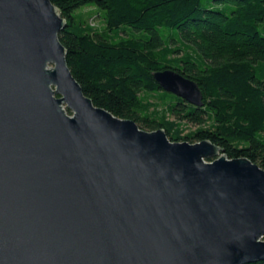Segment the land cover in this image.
I'll return each instance as SVG.
<instances>
[{"label":"water","instance_id":"95a60500","mask_svg":"<svg viewBox=\"0 0 264 264\" xmlns=\"http://www.w3.org/2000/svg\"><path fill=\"white\" fill-rule=\"evenodd\" d=\"M65 27L50 0H0V264L264 262V170L94 106ZM153 78L202 105L177 72Z\"/></svg>","mask_w":264,"mask_h":264},{"label":"trees","instance_id":"16d2710c","mask_svg":"<svg viewBox=\"0 0 264 264\" xmlns=\"http://www.w3.org/2000/svg\"><path fill=\"white\" fill-rule=\"evenodd\" d=\"M50 1L66 21L58 38L67 67L94 106L264 170V0ZM165 70L195 82L202 105L162 91L153 74Z\"/></svg>","mask_w":264,"mask_h":264},{"label":"rangeland","instance_id":"374dc122","mask_svg":"<svg viewBox=\"0 0 264 264\" xmlns=\"http://www.w3.org/2000/svg\"><path fill=\"white\" fill-rule=\"evenodd\" d=\"M101 14L102 12L99 11ZM78 14H81L82 19L86 20L88 19L91 15V19L88 21L91 25H93L94 28L96 29H100L102 27V20L100 19L99 15L96 13V11L92 8H81L77 11ZM124 30L127 33H130V31H132L135 35L137 34V32H134L133 30H130L128 28H124ZM124 34H119V36H123ZM69 115H71V112H67ZM196 127L194 126H188V129L186 131V133L188 131H193L195 130ZM146 132H149L147 130H145ZM194 144V143H193Z\"/></svg>","mask_w":264,"mask_h":264}]
</instances>
